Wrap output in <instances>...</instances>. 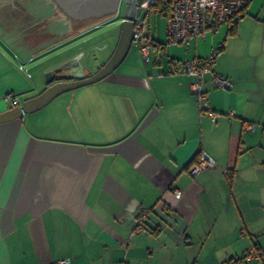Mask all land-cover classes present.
Segmentation results:
<instances>
[{
	"label": "crops",
	"instance_id": "crops-1",
	"mask_svg": "<svg viewBox=\"0 0 264 264\" xmlns=\"http://www.w3.org/2000/svg\"><path fill=\"white\" fill-rule=\"evenodd\" d=\"M49 9L45 17L41 0H0V113L9 94L19 107L39 96L46 85L36 76L30 85L26 70L76 38ZM149 33L161 44L149 59L134 45L100 83L0 124V264H226L264 246V0H252L233 34L223 27L189 47L164 45L161 16H150ZM214 50L204 76L213 121L192 79L170 69ZM83 54L57 67L81 65ZM213 75L232 87L214 88ZM203 153L215 166L192 178L188 165ZM143 217L152 232L137 231Z\"/></svg>",
	"mask_w": 264,
	"mask_h": 264
},
{
	"label": "built area",
	"instance_id": "built-area-1",
	"mask_svg": "<svg viewBox=\"0 0 264 264\" xmlns=\"http://www.w3.org/2000/svg\"><path fill=\"white\" fill-rule=\"evenodd\" d=\"M252 0H150L138 9L134 20L133 43L149 59V51L152 44L149 33V6L163 5L168 9L161 17L166 20V38L164 45L189 47L197 40L208 35H217L221 29L230 28L237 25L239 17L242 16ZM218 50H214L211 55L204 59L191 58L187 61L176 63L170 69L171 74L187 75L192 79L191 90L196 97V103L201 114L208 116L213 121L218 117L212 109L207 92L204 90V76L211 72ZM22 68V67H21ZM211 84L214 88L229 90L232 84L229 80L213 75ZM1 103L10 105L11 108L19 107L17 96L9 94L5 96ZM234 111L228 113V117H233ZM245 129L255 130V125L246 123ZM215 166V161L203 153L189 169L192 178L198 177L201 173L207 172ZM176 197H181L182 193L178 189H171ZM146 217L138 222L137 231L152 232L145 227ZM55 264H71L69 260H59ZM125 264V263H121ZM226 264H264V246L253 245L237 258L226 262Z\"/></svg>",
	"mask_w": 264,
	"mask_h": 264
},
{
	"label": "water",
	"instance_id": "water-1",
	"mask_svg": "<svg viewBox=\"0 0 264 264\" xmlns=\"http://www.w3.org/2000/svg\"><path fill=\"white\" fill-rule=\"evenodd\" d=\"M61 5L64 13L76 19L83 18H102L114 15L119 12L122 0H55ZM150 0H125L124 4V21L122 23L117 45L107 62L94 74L88 78L84 77L78 58H74L54 70L48 72L46 76L47 84L53 81V73L67 71L69 74L74 70L79 75L74 76L76 79L72 82L54 84L45 89L39 96L27 100L21 107L11 108L0 113V124L8 123L21 118L26 114L35 113L58 96L74 91L76 89L100 82L112 75L125 61L130 48L133 44L134 20L137 16L138 9ZM72 75V74H71Z\"/></svg>",
	"mask_w": 264,
	"mask_h": 264
},
{
	"label": "rangeland",
	"instance_id": "rangeland-1",
	"mask_svg": "<svg viewBox=\"0 0 264 264\" xmlns=\"http://www.w3.org/2000/svg\"><path fill=\"white\" fill-rule=\"evenodd\" d=\"M124 7L125 4L123 0L119 12L114 15H109V17L104 21L98 22L94 20L92 21L91 19L87 22H79L77 24L76 31L74 33L72 32L71 34V36L76 38L72 39L71 42H67L66 45L60 47L55 51H50L42 54L33 63L37 64L38 62H41V66L35 68L30 67L28 68V70H26L33 77L28 81L29 84H34V77L36 76L38 80H40L41 89H43L46 85L45 74L48 71L45 70L46 67L50 66L51 69L57 67V65L60 64V61L62 60L61 58L65 60L64 58L69 57V55L74 54L79 49H81L84 53L81 60V65L88 70L89 68L92 69L90 70L91 73H96L98 69H100L107 62L117 45L122 23L124 21ZM49 8H53L52 4H50L48 0H41V10L46 9L45 15L42 16L48 17L50 15V10L52 9ZM58 18L59 19H57V22L60 23L58 24V26L62 27L61 30L63 31L65 26L68 29L69 25L66 22V17L64 18V15L61 14L58 16ZM157 21V38H160L163 37L162 22H160L159 19H157ZM86 37H88L87 40L89 41L86 40ZM89 38H92V40H90ZM85 41L87 42L85 43ZM134 45L135 43H133L131 46V49L129 51L130 55H132L134 52L136 53L137 51ZM12 59L14 60V57H12ZM121 66L116 71L120 70ZM100 82L92 85H96Z\"/></svg>",
	"mask_w": 264,
	"mask_h": 264
},
{
	"label": "flooded vegetation",
	"instance_id": "flooded-vegetation-1",
	"mask_svg": "<svg viewBox=\"0 0 264 264\" xmlns=\"http://www.w3.org/2000/svg\"><path fill=\"white\" fill-rule=\"evenodd\" d=\"M48 1L50 2V4H52V6H53V8L55 9L56 12L63 14L64 15V18L66 17V22L70 26H73V27L76 26L77 27V24L79 22H83V21L87 22L88 20H91V19H100V18H83V19L72 18V17L68 16L66 13H64L61 5H59L55 0H48ZM122 1H121V3H122ZM121 3H120V7H121ZM92 74H94V73L84 72V77L85 78H88ZM77 75H79V72L77 70H74L70 74L67 71L54 72L53 73V81L50 84H47V81H46V89L48 87L54 85V84H57V83H64V82H72V81H75L76 79L74 78V76H77Z\"/></svg>",
	"mask_w": 264,
	"mask_h": 264
},
{
	"label": "trees",
	"instance_id": "trees-1",
	"mask_svg": "<svg viewBox=\"0 0 264 264\" xmlns=\"http://www.w3.org/2000/svg\"><path fill=\"white\" fill-rule=\"evenodd\" d=\"M163 12H167L168 13V9L167 8H163V5H161V4H159L158 6H152V5H150L149 6V14L150 15H156V16H161V14H163ZM243 16H244V14L242 15V16H240L239 17V20H241L242 18H243ZM109 16H105V17H102V18H100V19H92V21L94 20V21H98V22H100V21H104L106 18H108ZM237 25H233V26H231L230 28H228V34L230 35V34H233L234 33V31H235V27H236ZM150 38H151V41H152V44L151 45H154V47L156 48V47H160V45L161 44H159V43H156V41L153 39L152 40V35H150ZM218 52V51H217ZM197 156L196 157H194V159L189 163V165H188V169H189V167L192 165V164H194L196 161H197ZM233 258H231L230 260H232ZM230 260H228V261H230ZM227 261V262H228Z\"/></svg>",
	"mask_w": 264,
	"mask_h": 264
}]
</instances>
